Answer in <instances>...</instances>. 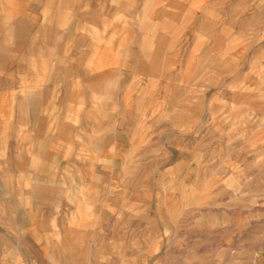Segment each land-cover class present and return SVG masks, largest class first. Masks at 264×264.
Instances as JSON below:
<instances>
[{"label":"rangeland","instance_id":"rangeland-1","mask_svg":"<svg viewBox=\"0 0 264 264\" xmlns=\"http://www.w3.org/2000/svg\"><path fill=\"white\" fill-rule=\"evenodd\" d=\"M0 264H264V0H0Z\"/></svg>","mask_w":264,"mask_h":264}]
</instances>
